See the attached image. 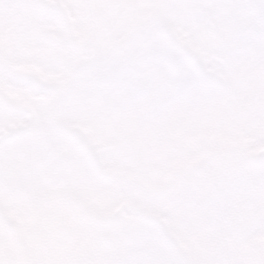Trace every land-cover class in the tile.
I'll return each mask as SVG.
<instances>
[{"label": "snow or ice", "instance_id": "6c2138e0", "mask_svg": "<svg viewBox=\"0 0 264 264\" xmlns=\"http://www.w3.org/2000/svg\"><path fill=\"white\" fill-rule=\"evenodd\" d=\"M0 264H264V0H0Z\"/></svg>", "mask_w": 264, "mask_h": 264}]
</instances>
